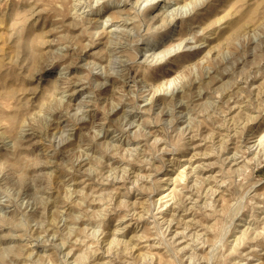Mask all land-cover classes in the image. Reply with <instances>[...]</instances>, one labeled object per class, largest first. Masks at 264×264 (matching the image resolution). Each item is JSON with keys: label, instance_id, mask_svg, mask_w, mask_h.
<instances>
[{"label": "rangeland", "instance_id": "rangeland-1", "mask_svg": "<svg viewBox=\"0 0 264 264\" xmlns=\"http://www.w3.org/2000/svg\"><path fill=\"white\" fill-rule=\"evenodd\" d=\"M0 264H264V0H0Z\"/></svg>", "mask_w": 264, "mask_h": 264}]
</instances>
